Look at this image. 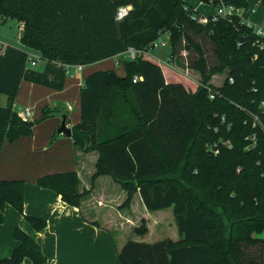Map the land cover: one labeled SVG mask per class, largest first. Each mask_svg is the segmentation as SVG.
<instances>
[{
  "label": "trees",
  "instance_id": "1",
  "mask_svg": "<svg viewBox=\"0 0 264 264\" xmlns=\"http://www.w3.org/2000/svg\"><path fill=\"white\" fill-rule=\"evenodd\" d=\"M199 1L212 9L220 2L248 8L246 0ZM120 6L131 9L117 21ZM260 6L264 24V0ZM197 14L183 0H0L2 23L22 24L20 45L40 59L89 66L117 57L124 70L123 76L105 70L84 78L71 139L82 152H97L90 189L106 175L125 192L122 207L138 193L149 212L171 208L179 239H128L117 252L119 264H264V239L257 236L264 231L262 40L237 16L200 24L191 19ZM167 31L168 53L196 70L198 82L153 56H120L129 47L148 49ZM205 44L212 46L211 63ZM26 64V50L6 45L0 55V95L6 97L0 150L59 115L43 110L30 121L13 110ZM224 71L223 83L212 85L211 78ZM135 76L142 79L133 82ZM36 182L76 207L90 192L78 191L75 172ZM24 186L23 180L0 179V223L9 205L41 231L43 220L23 214ZM147 232L144 219L133 228L137 236ZM14 237L18 246L0 264L45 262L34 236L15 229Z\"/></svg>",
  "mask_w": 264,
  "mask_h": 264
},
{
  "label": "crops",
  "instance_id": "2",
  "mask_svg": "<svg viewBox=\"0 0 264 264\" xmlns=\"http://www.w3.org/2000/svg\"><path fill=\"white\" fill-rule=\"evenodd\" d=\"M199 6L205 7L199 1L198 8H193L199 12ZM204 12L208 14L207 9ZM245 14L246 11L243 18ZM0 40L13 46L1 37ZM67 66L42 59L34 65L26 64L13 104V110L19 117L32 121L38 119L43 110L65 113L66 126L71 129L80 120V89L84 78L95 71L105 70H112L118 76L124 75L117 57L82 66L78 72L71 69L72 75L65 73ZM26 108L29 110L28 117L23 112ZM59 125V117H47L33 126L30 136L2 144L0 179L24 181L23 214L43 220L45 227L35 231L22 214L6 205L4 219L0 223V260L8 258L18 246L14 230L19 229L35 237L45 257L43 264H119L117 252L128 240L133 228L138 226L137 222L144 219L147 234L150 232V214L138 193L133 195L127 207H122L125 192L106 175L97 177L90 189L97 152H82L74 146L71 136L56 133ZM65 172L76 173L79 192L90 189L77 207L62 201L55 191L37 185V179L42 176ZM158 212L163 213L164 210ZM159 220L158 226L166 222L163 218ZM171 231L175 233L173 227ZM170 239L177 241L179 236L176 240ZM20 264L33 262L24 258Z\"/></svg>",
  "mask_w": 264,
  "mask_h": 264
},
{
  "label": "rangeland",
  "instance_id": "3",
  "mask_svg": "<svg viewBox=\"0 0 264 264\" xmlns=\"http://www.w3.org/2000/svg\"><path fill=\"white\" fill-rule=\"evenodd\" d=\"M184 1H187L193 7L198 8L199 0H184ZM247 2H248V8L246 10L244 19L245 18L249 19L256 26L262 25L263 24V11L260 6V0H247ZM210 8L211 7L207 5H205V7L199 6V9H200L199 12L207 14V12H204L207 9L208 14H210V10L211 12H213V9L212 8L210 9ZM251 9H254L255 11L252 13ZM19 35H20V31L18 30V22L9 19L4 24L0 23V37L5 39L7 42L11 43V45H13L14 47L20 48L22 46L20 45L18 41ZM204 50H205L208 62L211 63L214 60L212 46H210L209 44H205ZM162 51L163 52L160 53L158 50H152V56L158 55L159 57H162L161 59L166 58L167 55L169 54L168 53L169 51H166V50H162ZM124 57L125 56H123V58ZM169 63H170V66L173 67L176 71L187 75L189 78H192V80L194 79L196 81L199 80V74L197 73V71L192 68H189L186 62L183 60V58L181 59L179 57L178 58L174 57V59L173 60L171 59ZM117 67L118 66H116L115 68ZM119 68H122V67L119 66ZM226 73L227 72L224 71L223 73L215 74L211 78L210 83L214 86L221 85L223 81L226 79V76H227ZM4 105H5V96L0 95V106H4ZM58 113L60 114V112ZM56 116L60 118L59 115H56ZM148 213L150 214L148 215L149 216L148 224H149L150 232L146 234L145 236H137L132 232L130 236L128 237L129 240L152 243V242L162 240L166 237H170L174 240L178 239V232H177V228L175 225V220L173 217L172 209H169V208L164 209L163 213H160L158 211H153V212L148 211ZM160 214H163V215L161 216ZM162 218L166 222L164 223V225L161 223V225L158 226L157 219L161 220ZM137 223H138L137 225L140 224L139 222ZM172 227L175 233L171 231ZM257 236L260 237L261 239H264V231ZM113 242H115V240H113Z\"/></svg>",
  "mask_w": 264,
  "mask_h": 264
},
{
  "label": "built area",
  "instance_id": "4",
  "mask_svg": "<svg viewBox=\"0 0 264 264\" xmlns=\"http://www.w3.org/2000/svg\"><path fill=\"white\" fill-rule=\"evenodd\" d=\"M130 9H131L130 6H120V7H118L117 10H116V13H115V19L117 21L122 20L127 15L128 11ZM245 11L246 10L235 8L233 5L225 4L223 2H220V4H218L217 7H215V9H213V12H211L210 14L198 12V14L196 16H191V19L197 21L200 24H206L208 21H213V22L217 21V19L220 18V17L226 18V17L237 16V17L240 18V21L242 23H244L247 26L253 28V33L255 34V36L262 40V43L260 44L261 48H264V24L256 26V25H253L251 22L245 20L243 18ZM251 12L253 13L254 10L252 9ZM1 21L2 20H1V16H0V22ZM22 29H23V25L19 24L18 25V30L21 32ZM169 38H170V33L168 31L164 32V33H161L159 35V37L149 45L148 49L139 50V49H135L133 47H129L120 56H125V58L133 60V59H135L137 56H139L141 54H146V55L152 56V50H158V51L159 50H166V51H169ZM5 47H6V45L2 41H0V55L4 54ZM153 57H155L160 63H163V64L168 65V66H170L169 62L171 61V59L172 60L174 59V58H172L170 56V54H168L167 57L164 58V59L158 58L156 56H153ZM39 59H40V56H39L38 53H36L34 51H28L27 52V63H29L31 65H34V64H36V62ZM81 67H82L81 65H68L66 67V69H65V73L67 75H72L73 72L80 71ZM71 69L73 70V72L70 71ZM181 74L186 76V77H188L187 75H185L183 73H181ZM141 79H142L141 77L135 76L133 78V82H136V81L141 80ZM190 79H192V78H190ZM193 81L198 82L195 79ZM228 81L230 83H232L233 79L231 77H229ZM207 91H208L209 99H213L214 98V94L210 90V88H207ZM263 106H264V103H263ZM23 112H24V116L28 117L29 110L26 108V109H24Z\"/></svg>",
  "mask_w": 264,
  "mask_h": 264
},
{
  "label": "water",
  "instance_id": "5",
  "mask_svg": "<svg viewBox=\"0 0 264 264\" xmlns=\"http://www.w3.org/2000/svg\"><path fill=\"white\" fill-rule=\"evenodd\" d=\"M60 125L56 129V133L64 134L65 136H71V129L66 126V114L60 113Z\"/></svg>",
  "mask_w": 264,
  "mask_h": 264
}]
</instances>
